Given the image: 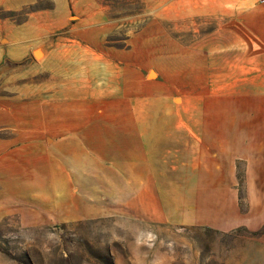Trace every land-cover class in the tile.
I'll list each match as a JSON object with an SVG mask.
<instances>
[{
	"label": "rangeland",
	"instance_id": "obj_1",
	"mask_svg": "<svg viewBox=\"0 0 264 264\" xmlns=\"http://www.w3.org/2000/svg\"><path fill=\"white\" fill-rule=\"evenodd\" d=\"M0 264H264V0H0Z\"/></svg>",
	"mask_w": 264,
	"mask_h": 264
},
{
	"label": "crops",
	"instance_id": "obj_2",
	"mask_svg": "<svg viewBox=\"0 0 264 264\" xmlns=\"http://www.w3.org/2000/svg\"><path fill=\"white\" fill-rule=\"evenodd\" d=\"M40 187H41V186H40ZM49 194H50L49 190H48L47 192H46L45 188H43V190H41V195L44 197V199H45L46 201L49 200Z\"/></svg>",
	"mask_w": 264,
	"mask_h": 264
}]
</instances>
